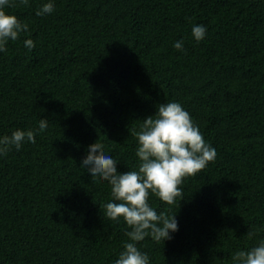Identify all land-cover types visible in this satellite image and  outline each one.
<instances>
[{
  "label": "trees",
  "instance_id": "obj_1",
  "mask_svg": "<svg viewBox=\"0 0 264 264\" xmlns=\"http://www.w3.org/2000/svg\"><path fill=\"white\" fill-rule=\"evenodd\" d=\"M49 2L54 11L37 16ZM4 10L28 32L0 52V138L37 134L0 155V264H115L130 229L104 216L111 187L81 163L99 142L119 173L137 169L134 133L170 102L217 155L173 205L150 193L178 231L139 250L149 264H234L264 240V0H29ZM196 25L207 29L199 42Z\"/></svg>",
  "mask_w": 264,
  "mask_h": 264
},
{
  "label": "clouds",
  "instance_id": "obj_2",
  "mask_svg": "<svg viewBox=\"0 0 264 264\" xmlns=\"http://www.w3.org/2000/svg\"><path fill=\"white\" fill-rule=\"evenodd\" d=\"M29 0H0V52H6L8 42L16 41L22 33L28 32V25L15 15L6 14L5 8L27 6ZM53 3L49 2L36 11L37 16L51 14ZM207 29L203 25L192 28L194 39H204ZM29 50L34 48L31 39L24 41ZM183 50V42L174 44ZM48 121L40 120L39 132H43ZM37 132L16 130L11 136L0 138V155L14 146L20 150L22 143H36ZM138 142L136 156L139 164L135 170L125 173L117 171V162L107 155L104 145L96 142L89 146L81 167L87 169L92 180L99 178L111 187L113 202L104 205V216L119 223L123 218L129 231L125 233L128 242L115 264H149L147 253H142L137 244L146 237L157 243L170 240V233L178 231L174 216L158 214L149 204L150 193L166 205H173L182 197L181 185L186 177L202 172L216 158V150L208 145L190 114L181 104L170 102L160 104L154 115L143 120L139 131L134 133ZM255 232L248 231L247 237L253 239ZM232 260L234 264H264V240L246 251H237Z\"/></svg>",
  "mask_w": 264,
  "mask_h": 264
}]
</instances>
